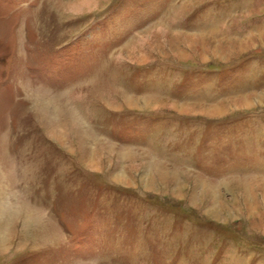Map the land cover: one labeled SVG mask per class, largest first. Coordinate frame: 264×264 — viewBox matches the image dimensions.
<instances>
[{"label":"rangeland","instance_id":"rangeland-1","mask_svg":"<svg viewBox=\"0 0 264 264\" xmlns=\"http://www.w3.org/2000/svg\"><path fill=\"white\" fill-rule=\"evenodd\" d=\"M0 264H264V0H0Z\"/></svg>","mask_w":264,"mask_h":264}]
</instances>
